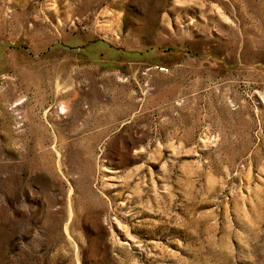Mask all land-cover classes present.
Instances as JSON below:
<instances>
[{
    "label": "rangeland",
    "instance_id": "374dc122",
    "mask_svg": "<svg viewBox=\"0 0 264 264\" xmlns=\"http://www.w3.org/2000/svg\"><path fill=\"white\" fill-rule=\"evenodd\" d=\"M0 264H264V0H0Z\"/></svg>",
    "mask_w": 264,
    "mask_h": 264
}]
</instances>
